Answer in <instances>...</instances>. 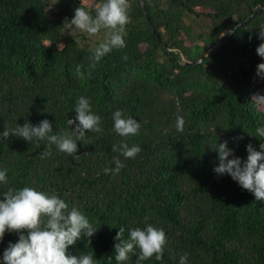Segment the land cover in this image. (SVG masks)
<instances>
[{
	"label": "trees",
	"instance_id": "16d2710c",
	"mask_svg": "<svg viewBox=\"0 0 264 264\" xmlns=\"http://www.w3.org/2000/svg\"><path fill=\"white\" fill-rule=\"evenodd\" d=\"M143 1L155 32L140 0H129L127 46L94 62L93 49L108 30L90 36L64 24L80 6L95 15L103 0H0V170H8L0 201L9 188L57 194L98 229L69 246L68 254L91 253L98 264H136L139 248L127 261L115 260L114 238L119 228L128 240L131 229L148 224L164 230L167 244L162 260L141 264H179L185 253L187 264H264V202L228 174L214 172L218 153L209 146L227 141L229 159L244 162L248 144L260 151L264 143L256 136L264 127V105L252 101L264 96V78L257 75L264 58L256 53L264 43V10L200 64L183 62L197 59L264 0ZM81 96L104 131L86 132L76 156L46 140L2 138L5 129L45 119L53 134L75 130ZM117 110L140 123L138 135L114 131ZM177 116L185 120L183 132L176 129ZM68 119L75 123L69 126ZM122 143L142 151L125 158ZM49 146L52 155L41 158ZM116 159L125 166L118 175L105 174ZM18 239L5 232L0 264Z\"/></svg>",
	"mask_w": 264,
	"mask_h": 264
},
{
	"label": "clouds",
	"instance_id": "9594fccd",
	"mask_svg": "<svg viewBox=\"0 0 264 264\" xmlns=\"http://www.w3.org/2000/svg\"><path fill=\"white\" fill-rule=\"evenodd\" d=\"M129 12V0H103L96 6L95 15L80 6L75 9L74 18L70 22L65 21L64 25L90 36L108 30L104 41L93 49L92 59L94 62H99L114 49L119 50L127 46L126 26L131 23ZM256 53L264 58V43L257 47ZM124 59L126 60L127 56ZM257 75L264 78V63L257 65ZM252 101L264 105V96H254ZM74 109L77 114L75 119L79 122L75 130L53 134L51 122L45 119L36 126L25 122L14 129H5L2 138L6 139L14 135L28 142L46 140L49 145H56L60 152L74 157L77 152V141H84L86 132L102 134L104 131L101 117L93 113L89 99L81 96ZM113 121L114 131L121 137L139 134L140 123L131 116L124 118L121 110L113 113ZM67 123L70 126L75 121L68 119ZM184 125V118L177 116V131L183 132ZM256 136L264 137V127L256 128ZM227 144L228 142L225 141L209 145L218 153L219 164L214 167V172L220 175L228 174L242 189L251 192L256 201L264 202V143L260 144V151L248 144L246 146L248 156L244 162L239 157L229 159L233 155V150L228 148ZM112 150L117 151V146L113 145ZM119 150L125 158H135L142 151L138 145L129 147L127 143H122ZM51 155L49 146L42 153L41 158ZM124 166L119 159H116L115 168L106 167L104 173L118 175ZM7 171V169L0 170V183L7 184ZM2 194L4 199L0 201V240L3 239L6 231L16 232L19 235L18 242L10 243L4 251V264H98V260L94 259L91 253L79 257L68 254L69 246L75 245L82 237L91 238L98 231L77 207L69 208V205L57 194H49L31 187L19 190L9 188ZM145 219L147 220V217ZM123 233L124 229L119 228L114 238L118 241L114 245L117 262L127 261L136 248H139L136 264H141L142 261L152 257L157 261L163 259L167 244L163 229L155 228L151 224L144 229L133 228L130 230L128 240L122 238ZM187 258L188 254L185 253L180 257L179 264H187Z\"/></svg>",
	"mask_w": 264,
	"mask_h": 264
},
{
	"label": "water",
	"instance_id": "95a60500",
	"mask_svg": "<svg viewBox=\"0 0 264 264\" xmlns=\"http://www.w3.org/2000/svg\"><path fill=\"white\" fill-rule=\"evenodd\" d=\"M140 2H141V7H142V9H143V13H144V15H145L146 21L148 22V24H149L151 30H152L153 32H155V27H154L153 24L151 23L150 17H149V15H148V13H147V10H146L145 3H144L143 0H140ZM262 10H264V6L261 7V8H259V9L256 10V11H254V12H253L251 15H249L248 17L244 18V19L242 20V22L238 23L234 28H232L231 30H229L227 33H224L218 41H216L211 47H209V48H207L206 50H204V52H203V53H202L197 59H195L194 61H186V60H184L183 62L186 63V64H189V65H193V66H196V65L200 64V63L204 60V58H205V57H206L211 51H214L219 45L222 44V42L225 40V38H226L228 35H230L232 32H234V30L236 29V27H237L238 25L243 24V23L249 21V19H250L251 17H254L257 13L261 12Z\"/></svg>",
	"mask_w": 264,
	"mask_h": 264
}]
</instances>
